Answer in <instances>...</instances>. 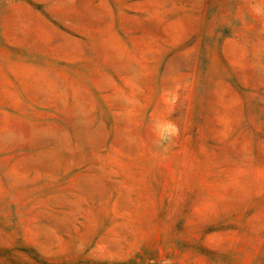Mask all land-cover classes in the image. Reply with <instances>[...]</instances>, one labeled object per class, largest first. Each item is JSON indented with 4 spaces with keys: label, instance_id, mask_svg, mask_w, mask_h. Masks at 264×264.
Wrapping results in <instances>:
<instances>
[{
    "label": "rangeland",
    "instance_id": "1",
    "mask_svg": "<svg viewBox=\"0 0 264 264\" xmlns=\"http://www.w3.org/2000/svg\"><path fill=\"white\" fill-rule=\"evenodd\" d=\"M254 2L0 0V264H264Z\"/></svg>",
    "mask_w": 264,
    "mask_h": 264
},
{
    "label": "clouds",
    "instance_id": "2",
    "mask_svg": "<svg viewBox=\"0 0 264 264\" xmlns=\"http://www.w3.org/2000/svg\"><path fill=\"white\" fill-rule=\"evenodd\" d=\"M251 11L256 16H264V2L256 0L251 6ZM166 103L174 107L179 102V94L175 90H168L165 94ZM152 130L157 140V147L166 151L169 144L180 135V127L171 119H155L151 121ZM163 264H171L165 260Z\"/></svg>",
    "mask_w": 264,
    "mask_h": 264
}]
</instances>
